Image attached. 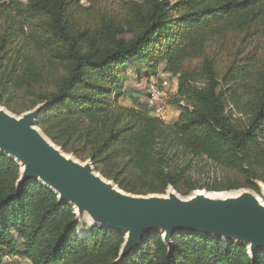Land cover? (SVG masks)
Returning a JSON list of instances; mask_svg holds the SVG:
<instances>
[{"label":"trees","instance_id":"trees-1","mask_svg":"<svg viewBox=\"0 0 264 264\" xmlns=\"http://www.w3.org/2000/svg\"><path fill=\"white\" fill-rule=\"evenodd\" d=\"M0 0V75L8 89L41 83L46 64L64 73L39 97L38 127L76 158H90L125 192L182 195L201 188L207 161L240 174L205 186L223 191L264 180V0ZM6 60V61H5ZM177 78L173 123L127 107L123 72ZM9 66V70L7 67ZM0 153V264H264L247 246L178 232L168 247L150 232L116 263L124 234L78 232L73 208Z\"/></svg>","mask_w":264,"mask_h":264},{"label":"water","instance_id":"water-1","mask_svg":"<svg viewBox=\"0 0 264 264\" xmlns=\"http://www.w3.org/2000/svg\"><path fill=\"white\" fill-rule=\"evenodd\" d=\"M43 110L38 105L12 116L0 109V153L20 167L16 187L37 180L73 208L76 220L88 213L94 220L89 227L124 234L116 263L138 249L150 232H159L168 247L178 232L186 231L246 245L251 257L264 250V205L255 195L244 191L211 198L194 191L182 197L173 187L164 194L125 192L97 172L90 158L78 161L53 143L38 127Z\"/></svg>","mask_w":264,"mask_h":264},{"label":"rangeland","instance_id":"rangeland-1","mask_svg":"<svg viewBox=\"0 0 264 264\" xmlns=\"http://www.w3.org/2000/svg\"><path fill=\"white\" fill-rule=\"evenodd\" d=\"M21 4H24L26 0H18ZM88 0H82V4L87 5ZM138 1V0H137ZM175 1V0H170ZM6 61V60H5ZM9 66L7 67V72ZM141 72L138 74L134 65L130 64L129 67L123 72L122 86L125 91L124 96L120 99L122 105L127 107H136L138 109H146L145 102L147 97V78L145 77L144 69H140ZM44 77L41 83L37 84L30 89H8L4 85V79L0 75V109L8 112L12 116H19L22 113L28 111V107L33 104L39 97L44 93L51 92L54 89L56 80L64 73L63 68L60 66L58 68H53V66L46 64V69L44 71ZM159 78L162 80H167L170 83V88L167 91L166 104L168 105L164 121L166 123H173L178 118V110H176L171 104L170 100L174 99L177 92V78L172 76L167 72H160ZM153 79L156 77H152ZM43 105L41 103L36 104ZM33 107V108H34ZM66 152V151H65ZM68 153V152H66ZM70 154V153H68ZM71 155V154H70ZM73 156V155H72ZM74 157V156H73ZM78 161H85L79 158H76ZM94 167V165H93ZM96 170V168L94 167ZM97 171V170H96ZM98 172V171H97ZM100 173V172H99ZM191 177L193 181H196L197 185L201 188L195 189L188 193V195H182L181 193L175 191L182 197L190 196L194 194V191H204L206 190L205 186H211L215 182L231 177L232 179L238 180V183L242 182L240 174L235 172L228 173L223 172L213 164L204 161L199 167L193 169L191 172ZM112 181V180H109ZM114 182V181H113ZM207 191V190H206ZM244 191H247L255 195L261 202H264V180H252V186L238 187L230 190L217 191L222 192L227 195H238ZM216 192V191H215ZM210 193V192H208ZM78 221V220H77ZM79 227L78 232L83 234L87 231L86 223L82 220L78 221ZM12 264H29L27 259L18 258L12 260Z\"/></svg>","mask_w":264,"mask_h":264},{"label":"built area","instance_id":"built-area-1","mask_svg":"<svg viewBox=\"0 0 264 264\" xmlns=\"http://www.w3.org/2000/svg\"><path fill=\"white\" fill-rule=\"evenodd\" d=\"M170 88V83L167 80L160 78L147 79V97L145 102L146 110L153 116L164 120L168 108L166 104L167 91ZM16 257L6 255L2 263L12 264V260Z\"/></svg>","mask_w":264,"mask_h":264},{"label":"bare ground","instance_id":"bare-ground-1","mask_svg":"<svg viewBox=\"0 0 264 264\" xmlns=\"http://www.w3.org/2000/svg\"><path fill=\"white\" fill-rule=\"evenodd\" d=\"M66 158H70V157L67 156V154H66ZM22 168H23V165H22ZM202 192L203 191H199L198 193L204 194V196L211 197V198H218V197L224 196V193H220V192H210V193H208V192L207 193H205V192L202 193ZM261 203L264 205V202H261ZM76 212H77V210H76ZM77 214H78V216H80L79 213H77ZM82 217H83L84 222H86V228H88L90 224L94 223V220H93V218L91 217L90 214L84 213V215H82Z\"/></svg>","mask_w":264,"mask_h":264},{"label":"crops","instance_id":"crops-1","mask_svg":"<svg viewBox=\"0 0 264 264\" xmlns=\"http://www.w3.org/2000/svg\"><path fill=\"white\" fill-rule=\"evenodd\" d=\"M178 113H179V111H178Z\"/></svg>","mask_w":264,"mask_h":264}]
</instances>
